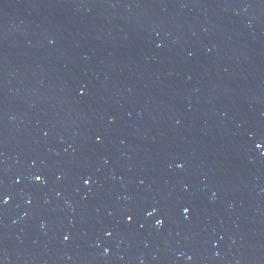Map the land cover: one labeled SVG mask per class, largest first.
Listing matches in <instances>:
<instances>
[{
	"label": "water",
	"instance_id": "water-1",
	"mask_svg": "<svg viewBox=\"0 0 264 264\" xmlns=\"http://www.w3.org/2000/svg\"><path fill=\"white\" fill-rule=\"evenodd\" d=\"M0 264H264V0H0Z\"/></svg>",
	"mask_w": 264,
	"mask_h": 264
},
{
	"label": "snow or ice",
	"instance_id": "snow-or-ice-1",
	"mask_svg": "<svg viewBox=\"0 0 264 264\" xmlns=\"http://www.w3.org/2000/svg\"><path fill=\"white\" fill-rule=\"evenodd\" d=\"M37 179H39V177H37ZM185 212H187V209H185ZM158 223H162V221H158Z\"/></svg>",
	"mask_w": 264,
	"mask_h": 264
}]
</instances>
